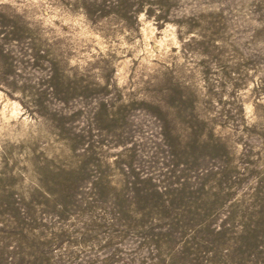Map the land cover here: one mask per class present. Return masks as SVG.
<instances>
[{"label": "rangeland", "instance_id": "374dc122", "mask_svg": "<svg viewBox=\"0 0 264 264\" xmlns=\"http://www.w3.org/2000/svg\"><path fill=\"white\" fill-rule=\"evenodd\" d=\"M0 264H264V0H0Z\"/></svg>", "mask_w": 264, "mask_h": 264}]
</instances>
